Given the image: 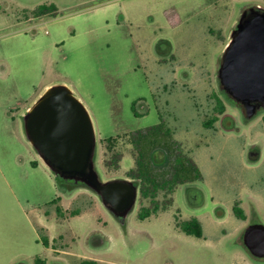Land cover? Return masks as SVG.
I'll use <instances>...</instances> for the list:
<instances>
[{
	"label": "rangeland",
	"instance_id": "obj_1",
	"mask_svg": "<svg viewBox=\"0 0 264 264\" xmlns=\"http://www.w3.org/2000/svg\"><path fill=\"white\" fill-rule=\"evenodd\" d=\"M40 5L57 11L35 16ZM251 6L264 8V0H0V264L82 256L99 264H237L244 255L264 264L242 238L248 225L264 224V108L246 120L217 80L231 32ZM166 69L177 74L164 86ZM54 84L67 85L89 113L99 178L139 185L122 224L93 190L56 179L26 137L24 114ZM203 87L225 106L209 124ZM160 121L175 133L177 153L201 171L143 197L140 180L127 176L137 158L129 135ZM156 152L169 161L154 165L166 168L160 180L172 183L173 157ZM232 198L242 217L227 211ZM153 201L155 216L138 219ZM191 216L208 219L206 235L177 227Z\"/></svg>",
	"mask_w": 264,
	"mask_h": 264
},
{
	"label": "water",
	"instance_id": "obj_2",
	"mask_svg": "<svg viewBox=\"0 0 264 264\" xmlns=\"http://www.w3.org/2000/svg\"><path fill=\"white\" fill-rule=\"evenodd\" d=\"M217 80L221 90L243 107L246 119L264 108V8L242 11L221 57ZM23 124L28 141L57 178L93 190L124 223L136 202L137 183L128 178H99L93 162V123L67 85L46 88L24 114ZM243 242L252 255L264 257V224L248 225Z\"/></svg>",
	"mask_w": 264,
	"mask_h": 264
},
{
	"label": "trees",
	"instance_id": "obj_3",
	"mask_svg": "<svg viewBox=\"0 0 264 264\" xmlns=\"http://www.w3.org/2000/svg\"><path fill=\"white\" fill-rule=\"evenodd\" d=\"M56 11L57 9L53 5H40L34 10V13L35 16H42L47 14L54 15ZM224 110L225 106L223 102L220 100L216 101L212 112L213 117L206 120L205 124L216 121L217 116L222 114ZM129 136H132L130 143L133 144L135 146L134 148L137 150V158L135 161L136 168L130 169L127 172V176L131 177L134 180H140V193L143 197H149V195L153 191L156 192L159 186L164 183L169 187L171 184L177 183V181L181 183L189 178L199 177V170L192 162L191 158L187 157L186 155H180L177 153L178 144L174 139L173 131L163 121H160L156 125H153L143 131L132 133ZM114 139L115 138H108L105 140V142L111 145ZM157 148L165 149L168 152L169 156L173 157V161L170 162L174 169L171 178L172 183L165 179L160 180L162 176L165 175L166 168H164L162 172L154 168V165L163 164L166 160L164 157L158 156L156 152ZM118 157L119 155L113 156L115 163H117ZM167 162L169 161L166 160L165 164ZM192 170L194 171V174H191ZM56 179L61 180L57 177ZM54 200L52 202H54ZM152 203L153 206L151 208L141 207L139 209L137 214L138 219L144 220L159 209V206L156 202L153 201ZM233 211L235 215H237L238 217H242V212L238 208L237 203H235ZM177 227H179L183 232L189 235H202L200 224L196 218H191L190 220L177 223Z\"/></svg>",
	"mask_w": 264,
	"mask_h": 264
},
{
	"label": "crops",
	"instance_id": "obj_4",
	"mask_svg": "<svg viewBox=\"0 0 264 264\" xmlns=\"http://www.w3.org/2000/svg\"><path fill=\"white\" fill-rule=\"evenodd\" d=\"M176 74H177V72L175 71V70H173V69H166L165 70V72L162 74V75H160V79H161V82H162V85H167L168 83H171L174 79H175V76H176ZM157 85H155V86H153L154 87V89H157V88H155ZM163 87V86H162ZM203 90H204V96L207 98V97H209V91L206 89V88H204L203 87ZM209 99H210V101H208V105H210V108L212 107V105H213V107H214V104H213V99L211 98V97H209ZM221 115V114H220ZM219 116V115H218ZM175 135V133L173 132V136ZM191 160H192V162L195 164V166L199 169V171H201L200 170V167H199V165L196 163V161L194 160V159H192L191 158ZM37 163V162H36ZM129 179V178H128ZM137 194H138V192H137ZM137 199V198H136ZM204 202V201H203ZM202 202V203H203ZM225 203V206H226V209H227V211L228 212H230V213H234V211H233V208H234V206H235V203H237L238 204V208L241 210V212H242V204H241V202H240V200H238V199H235V198H232L231 200H229V201H225L224 202ZM159 214V213H158ZM155 215H153V214H151L149 217H154ZM148 218V217H147ZM191 218H196L197 220H198V222H199V224H200V227H201V232H202V235L204 236V235H206L208 232H209V228H208V219H206L205 217H203V216H196V217H193V216H191V217H188V218H186L184 221H187V220H190ZM146 219V218H145ZM244 255V254H243ZM248 260V258H247V256L246 255H244L243 256V258L237 263V264H248L247 261Z\"/></svg>",
	"mask_w": 264,
	"mask_h": 264
},
{
	"label": "flooded vegetation",
	"instance_id": "obj_5",
	"mask_svg": "<svg viewBox=\"0 0 264 264\" xmlns=\"http://www.w3.org/2000/svg\"><path fill=\"white\" fill-rule=\"evenodd\" d=\"M234 104L239 106V108H240V110L242 112V116L244 117L243 107L240 106L239 104H237L236 102ZM246 120H250V119H246ZM254 152H257V155L253 156L252 154ZM249 153H250V158L251 157L252 158H256L255 160H257L259 158V156H260L259 150L255 149L254 146L250 150ZM137 186H139V185L137 184ZM242 238H243V235H242ZM243 245H244V248H245L246 252L249 253V255L251 256L252 259H262V258H264V257H256V256L252 255L251 252L245 246L244 242H243ZM252 263L255 264V262L253 260H252ZM32 264H99V262H98L97 259L83 258V256H82V257H55V258H49V259H47L44 262H41L40 260H34Z\"/></svg>",
	"mask_w": 264,
	"mask_h": 264
}]
</instances>
